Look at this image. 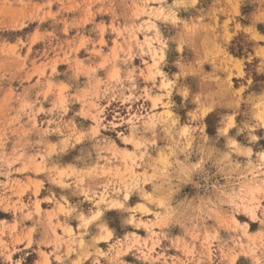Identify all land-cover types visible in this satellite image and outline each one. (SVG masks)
<instances>
[{
	"label": "rangeland",
	"instance_id": "374dc122",
	"mask_svg": "<svg viewBox=\"0 0 264 264\" xmlns=\"http://www.w3.org/2000/svg\"><path fill=\"white\" fill-rule=\"evenodd\" d=\"M0 264H264V0H0Z\"/></svg>",
	"mask_w": 264,
	"mask_h": 264
},
{
	"label": "trees",
	"instance_id": "16d2710c",
	"mask_svg": "<svg viewBox=\"0 0 264 264\" xmlns=\"http://www.w3.org/2000/svg\"><path fill=\"white\" fill-rule=\"evenodd\" d=\"M210 119H211V114H208L207 116H206V118H205V123H206V125H207V132L209 133V134H213V129L211 130V128H210Z\"/></svg>",
	"mask_w": 264,
	"mask_h": 264
},
{
	"label": "crops",
	"instance_id": "0c3cea01",
	"mask_svg": "<svg viewBox=\"0 0 264 264\" xmlns=\"http://www.w3.org/2000/svg\"><path fill=\"white\" fill-rule=\"evenodd\" d=\"M205 126H206V128H207V125H206V123H205ZM215 129H216V128H215ZM215 129H213V131H214L213 133H215ZM206 131H207V129H206ZM36 260H37V259H36Z\"/></svg>",
	"mask_w": 264,
	"mask_h": 264
}]
</instances>
